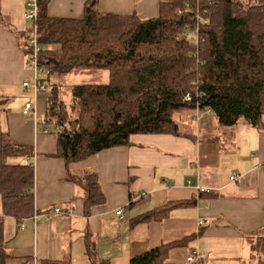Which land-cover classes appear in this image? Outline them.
Wrapping results in <instances>:
<instances>
[{"label":"crops","instance_id":"obj_1","mask_svg":"<svg viewBox=\"0 0 264 264\" xmlns=\"http://www.w3.org/2000/svg\"><path fill=\"white\" fill-rule=\"evenodd\" d=\"M89 1L51 0L48 14L81 19ZM165 1L95 0L92 5L101 13H135L148 20L159 16ZM29 3L0 0V100L4 102L0 127L14 143L32 151L30 156L13 159L33 165L35 171V216L23 221V229L16 219L4 218L8 251L18 260L29 258L30 264L42 260L129 264L135 256L196 235L187 246L172 249L168 263L253 264L257 256L251 245L264 231V116L261 128L245 121L225 127V153L218 162L214 158L223 144L211 141L224 130L213 115L195 109L178 121L183 136L137 134L129 146L67 165L57 156L55 127L45 115L50 86L56 85L52 77L48 91L39 94L43 101L33 102L37 117L23 115L29 102L21 104L24 93L35 100L33 91L23 86L35 77L22 48ZM47 75L37 74L41 82ZM197 114L203 117L199 121L193 119ZM91 174L97 175L105 202L90 208L88 215L84 183L69 177L82 181ZM193 200L195 205H180ZM164 207L169 210L158 221L132 225L133 218ZM57 208L60 214L54 212ZM120 210L123 220L117 215ZM200 218L206 221L203 226L198 224ZM191 256L197 259L190 262Z\"/></svg>","mask_w":264,"mask_h":264},{"label":"trees","instance_id":"obj_2","mask_svg":"<svg viewBox=\"0 0 264 264\" xmlns=\"http://www.w3.org/2000/svg\"><path fill=\"white\" fill-rule=\"evenodd\" d=\"M51 0H36L37 20L23 43L27 60L36 32L41 50L38 63L52 74L77 70L107 71L105 84H80L71 89V102L58 97L50 86L46 119L55 127L57 156L65 162H79L104 150L131 145L137 134L183 136L178 121L196 108L213 115L222 127L245 121L261 128L264 116V0H211L213 5L199 28V42L180 38L184 28L195 26L194 14H178L185 0L161 4L159 16L143 20L137 14L101 13L95 0L85 7L81 19L52 18ZM193 26V27H194ZM57 46L58 50L51 47ZM190 93L192 101L184 100ZM4 102L0 100V108ZM208 116V115H207ZM32 155L28 147L14 143L0 127V264H30L16 259L7 248L4 218L19 225L35 216L33 165L10 163L12 158ZM87 191L86 213L105 202L96 174L82 181ZM195 205L196 201L180 205ZM169 210L164 207L133 218L132 225L158 221ZM196 235L156 247L135 256L129 264H170L172 249L187 246ZM252 244L262 255L264 240ZM89 257L92 251L87 250ZM39 264H70L42 260ZM93 264H95L93 262ZM108 264V263H104Z\"/></svg>","mask_w":264,"mask_h":264},{"label":"built area","instance_id":"obj_3","mask_svg":"<svg viewBox=\"0 0 264 264\" xmlns=\"http://www.w3.org/2000/svg\"><path fill=\"white\" fill-rule=\"evenodd\" d=\"M212 5H213V3L211 2V0H185L184 7L182 9H179L177 12L179 15L194 14L195 19L193 21L195 23V26L192 24H189L184 28V30L180 36V38L182 40L187 41V42H193L196 45L198 44V42H199V28L202 25H208V20L206 19V16H207L208 11ZM27 7H28V11L26 13L25 18L27 21L35 23L37 20L38 11H39L36 0L29 3L27 5ZM30 42L33 46V52H32L31 57L28 59L27 64L30 67V69H32L34 71L35 77H34L33 82H25L23 84V86L25 88H28L29 90L33 91V93L35 95L34 102L36 104L37 100H38L37 99L38 95L47 92L49 86L47 84L41 82V80H39V78L37 76L38 71L39 70L43 71V68L38 63L39 52H40L41 48H40L39 44L37 43L36 32L34 33V36ZM184 100L187 102H191L192 101V95L190 93H188L185 96ZM35 104L27 102L25 104V108L23 110V115L26 117H37V109H36ZM196 109L200 112V109H198V108H196ZM207 115H210V114L208 113ZM193 119L199 121L200 120V114H197L195 117H193ZM231 180L237 182V181H239V178L237 176H231ZM202 191H204V190H202ZM54 212L57 214H60L62 212V210L57 208L54 210ZM117 215L119 216V218L121 220L124 219V213L122 210L118 211ZM205 223H206V221L203 218H200L198 221L199 226H203ZM21 228L22 229L24 228V224L21 225ZM196 259H197L196 256L195 257L191 256L188 258V260L190 262L195 261Z\"/></svg>","mask_w":264,"mask_h":264},{"label":"rangeland","instance_id":"obj_4","mask_svg":"<svg viewBox=\"0 0 264 264\" xmlns=\"http://www.w3.org/2000/svg\"><path fill=\"white\" fill-rule=\"evenodd\" d=\"M31 2H33L34 0H30ZM28 29L31 30L32 29V23L29 22L28 24ZM42 74H48V71L46 69H43V71H38V75L42 76ZM105 74L104 71H95V70H77L74 71L72 73L69 74H65V75H58V74H52V79L51 82L54 84H58L59 85V90H60V95H58L59 99L61 101H64L65 103H69L71 102V89L73 86L75 85H80V84H99V83H108V79L105 80V78L103 77ZM22 92L18 91L17 95L20 96ZM24 97L22 98V105L24 104L25 101H29L31 103L34 102V98L33 96L30 94H25L24 93ZM37 99L42 100L43 98L41 97V95H38ZM202 114V113H201ZM200 114V117H201ZM203 118V117H201ZM186 122H188V117L186 118ZM223 128V132L224 134L222 135H218L217 138H214V140L211 141V143H215L217 144V146L221 143L223 144V148L220 152H218L216 154V157L214 158L217 162L218 159L220 158L221 153H225V127H221ZM206 143V142H204ZM214 160V162H215ZM10 163H18L15 159H9L8 160ZM1 203H2V195L0 193V212H1ZM263 240H264V231L260 234V236L258 237V239L256 240V242H259V248L261 249L262 245H263ZM263 260L262 255L260 254V252H258L257 257H255V260L253 262V264H260V262Z\"/></svg>","mask_w":264,"mask_h":264}]
</instances>
